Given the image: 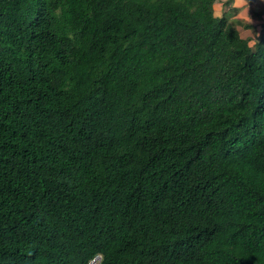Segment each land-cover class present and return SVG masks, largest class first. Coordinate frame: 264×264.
<instances>
[{
  "label": "trees",
  "instance_id": "obj_1",
  "mask_svg": "<svg viewBox=\"0 0 264 264\" xmlns=\"http://www.w3.org/2000/svg\"><path fill=\"white\" fill-rule=\"evenodd\" d=\"M215 2L0 0V264H264V33Z\"/></svg>",
  "mask_w": 264,
  "mask_h": 264
},
{
  "label": "crops",
  "instance_id": "obj_2",
  "mask_svg": "<svg viewBox=\"0 0 264 264\" xmlns=\"http://www.w3.org/2000/svg\"><path fill=\"white\" fill-rule=\"evenodd\" d=\"M216 0L214 9L216 16H227L231 21L237 22L240 33L253 40H259L264 33V0ZM250 24L252 27H247Z\"/></svg>",
  "mask_w": 264,
  "mask_h": 264
},
{
  "label": "clouds",
  "instance_id": "obj_3",
  "mask_svg": "<svg viewBox=\"0 0 264 264\" xmlns=\"http://www.w3.org/2000/svg\"><path fill=\"white\" fill-rule=\"evenodd\" d=\"M240 3H241V0H237L236 5H234V6H239ZM255 43H256V41H251V42L249 43V47L254 46ZM98 256H100L99 253L97 254V256H94V257L89 261V264H95V261H96V259H97Z\"/></svg>",
  "mask_w": 264,
  "mask_h": 264
},
{
  "label": "built area",
  "instance_id": "obj_4",
  "mask_svg": "<svg viewBox=\"0 0 264 264\" xmlns=\"http://www.w3.org/2000/svg\"><path fill=\"white\" fill-rule=\"evenodd\" d=\"M100 262H101V257L98 256L97 259H96V261H95V264H100ZM88 264H89V263H88Z\"/></svg>",
  "mask_w": 264,
  "mask_h": 264
},
{
  "label": "rangeland",
  "instance_id": "obj_5",
  "mask_svg": "<svg viewBox=\"0 0 264 264\" xmlns=\"http://www.w3.org/2000/svg\"><path fill=\"white\" fill-rule=\"evenodd\" d=\"M254 41V40H253Z\"/></svg>",
  "mask_w": 264,
  "mask_h": 264
}]
</instances>
